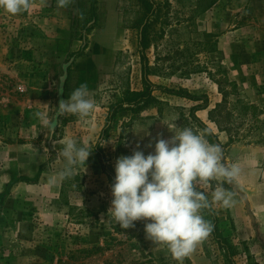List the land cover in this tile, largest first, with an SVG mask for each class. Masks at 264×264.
<instances>
[{
	"label": "rangeland",
	"instance_id": "obj_1",
	"mask_svg": "<svg viewBox=\"0 0 264 264\" xmlns=\"http://www.w3.org/2000/svg\"><path fill=\"white\" fill-rule=\"evenodd\" d=\"M209 1L156 0L161 9L152 27L159 37L147 53L162 112L149 107L132 117L122 110L109 122L117 95L126 87L141 88L138 31L123 25L119 11L130 0H97L96 22L79 32L51 21L60 18L52 0H33L28 11L14 16L0 8V264H180L166 246L146 239L150 221L121 232L114 228L119 224L108 214L113 196L102 165L115 178L120 156L154 154L157 138L175 134L173 123L204 135L190 109L205 101L208 107L195 116L216 136L225 162L242 171L232 184L200 186L211 201L222 183L235 193V204L203 210L211 223L215 212L225 240L211 233L183 264H264V0ZM68 66L75 71L74 89L87 83L96 108L90 124L69 114L50 134L36 113L54 115L59 101L70 96L74 89L59 91ZM226 78L238 87L228 95L232 114L222 122L228 131L208 117L222 100L216 81ZM244 104L257 106L256 115ZM67 139L92 152L86 171L79 166L62 195L63 180H48L65 165L60 152Z\"/></svg>",
	"mask_w": 264,
	"mask_h": 264
},
{
	"label": "clouds",
	"instance_id": "obj_2",
	"mask_svg": "<svg viewBox=\"0 0 264 264\" xmlns=\"http://www.w3.org/2000/svg\"><path fill=\"white\" fill-rule=\"evenodd\" d=\"M32 2L0 0V8L14 16L28 11ZM71 3L72 0H57L60 8ZM59 91L63 93L62 86ZM95 108L88 85L83 83L67 99L59 101L54 115L37 112L36 116L52 134L59 118L69 114L90 124L88 118ZM170 130L175 134L168 140L157 138L154 154L145 156L135 150L131 156H120L115 161L113 199L108 214L122 229L134 228L136 221H150L144 227L146 239L166 246L172 257L183 264L184 258L214 230L211 221L204 219L203 210H211L215 204L224 208L235 204V193L225 189L222 183L212 191L211 201L199 190L200 186H210L214 180L232 184L242 170L236 163L227 164L221 146L210 143L204 135L188 127H177L175 123ZM91 152L92 149L74 139L63 141L60 155L65 165L48 183L55 185L57 180L72 178L79 166H85V172Z\"/></svg>",
	"mask_w": 264,
	"mask_h": 264
},
{
	"label": "trees",
	"instance_id": "obj_3",
	"mask_svg": "<svg viewBox=\"0 0 264 264\" xmlns=\"http://www.w3.org/2000/svg\"><path fill=\"white\" fill-rule=\"evenodd\" d=\"M97 0H77V15L73 22V28L75 31H88L92 25L97 20V9H96ZM213 3V0L209 1ZM161 6L156 2V0H130V3L124 7H120L119 11L122 15L123 25L127 28L136 29L138 31V53L140 58V71H141V88L137 90L130 89L129 87L124 88L118 95L114 102H112L108 108L107 120L108 122L113 119L119 111L128 110L132 113V117H139L141 112L149 107L156 108L158 113L162 112V105L164 102L160 100L154 93V84L150 79V74L152 71L150 61L148 58L147 51L150 49L153 42L159 37L157 36L158 31L153 30L152 22L157 15H159ZM161 33V31H160ZM155 45V44H154ZM74 69L71 66H68L66 69V77L63 82V91H70L74 89L77 85L72 82V77ZM219 92L222 94V100L215 104V106L208 110V117L213 121L219 130L228 131L229 128L225 125H222V122L226 119H229L232 114V109L227 107L228 95L237 94L238 87L237 83L234 80H224L216 81ZM228 85L229 89L225 86ZM176 94L188 96L194 100H198V97L184 93V91L178 90L174 91ZM244 110H247L251 115H256L257 106L253 104H244L242 105ZM208 107L207 101L203 103H196L190 109L191 116L195 119L198 125L203 130L205 137L213 144H216V136L213 135L211 129L205 125L200 119L195 116V112L198 110L206 109ZM109 125L102 129L101 135L102 138L107 136V128ZM231 139V137H230ZM95 154L99 157L100 162L104 161V154L99 147V144L95 146ZM103 171L108 176V182L110 186L114 183V177L108 173L105 169V166L102 165ZM69 178L64 179L61 185V194L63 195L66 189V186L70 184ZM212 224L214 225V230L212 235L214 239L218 242H222L224 237L220 234V229L217 226V217L215 212H212ZM116 230L120 231L122 228L118 225L114 227Z\"/></svg>",
	"mask_w": 264,
	"mask_h": 264
},
{
	"label": "crops",
	"instance_id": "obj_4",
	"mask_svg": "<svg viewBox=\"0 0 264 264\" xmlns=\"http://www.w3.org/2000/svg\"><path fill=\"white\" fill-rule=\"evenodd\" d=\"M52 2L54 4H56L57 0H52ZM76 5H77V0H72V3L67 8H60L58 10L52 11L54 13V15H56V16L59 15L60 18L52 17L51 21L55 22V23L57 21H61L63 23H67L68 24V29H71L73 27L74 19H75L76 15H77ZM110 16H111V14H110ZM66 69H67V67H66ZM65 77H66V72L64 74V78H63V81H62V86H63V82H64Z\"/></svg>",
	"mask_w": 264,
	"mask_h": 264
}]
</instances>
